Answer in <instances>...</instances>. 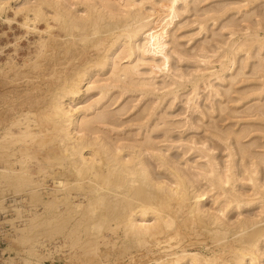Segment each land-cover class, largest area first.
I'll return each instance as SVG.
<instances>
[{
	"label": "bare ground",
	"instance_id": "6f19581e",
	"mask_svg": "<svg viewBox=\"0 0 264 264\" xmlns=\"http://www.w3.org/2000/svg\"><path fill=\"white\" fill-rule=\"evenodd\" d=\"M19 2L21 7H15V14L25 10L26 21L32 22L31 27L36 31L38 22L44 21L48 39L41 44L37 59L30 63L32 76L29 73L26 82H13L18 84L15 88L0 92V194L11 191L15 203L21 193L35 198L47 191L41 184L43 179L39 181L37 177H52L51 199L44 202L49 209V218L44 223L47 227L40 221L39 225L47 229L45 234L50 241L60 234L65 241L71 240V249L73 244L79 245L78 249L82 248L84 253L93 245L92 250H86L87 255L95 249V243L99 244L100 241L93 239L98 233L97 239L106 247L113 246L112 256L117 261L132 257L135 249L148 247L143 256L148 259L142 258V264H256L264 243L262 221L239 222L237 231L231 232L230 224L220 217L227 216L234 207L239 210L254 202L244 201L234 192L233 196L224 198L218 193L217 199L223 198V205L218 212L209 214L203 208L205 194H193V182L178 168L166 163L161 150L152 143V137L139 141L135 149V146L120 143L119 139L114 140L107 130L113 124L114 114L109 105L112 96L117 93L124 96L132 93L129 90H135L133 87L148 86L136 77L134 58L146 50L148 53L159 50L161 21L172 20L176 6L182 2L189 7L191 0H0V16ZM147 3H151V11L146 9ZM243 8H239L237 14L245 12L246 15L250 11ZM51 22L56 23L58 34ZM258 28L255 31H260ZM241 43H232L229 50L236 54L244 47V42ZM247 43L249 49L264 47V40L258 35L250 36ZM209 62L206 61L207 66ZM259 67L264 70L263 64ZM211 74L218 79V75ZM2 84L4 87L7 82ZM146 92L150 94L151 90ZM91 94L97 97L82 105ZM235 136L240 138V134ZM242 150L243 156H247ZM146 152L170 171L173 183L153 180L144 158ZM216 174L208 177V184L218 192L223 191L225 183L237 182L234 172L226 180L221 173ZM261 195L262 200L264 195ZM76 198L79 199L76 201ZM80 209H83L82 214ZM36 223L34 230L39 228ZM81 228L85 233L93 232L94 228L98 231L91 234L96 242L90 247L87 237V241L83 238L86 244L81 242ZM107 235L110 243L106 242L109 237L104 241ZM186 239L196 244L210 242L211 247L208 248L207 243L205 246L211 257L189 253L183 243ZM119 241L131 244L127 243L128 247L122 249L123 243L117 246ZM174 241L176 245L172 244ZM98 246L97 252L100 251ZM92 255L95 257L93 252ZM130 260L135 261V258Z\"/></svg>",
	"mask_w": 264,
	"mask_h": 264
},
{
	"label": "rangeland",
	"instance_id": "374dc122",
	"mask_svg": "<svg viewBox=\"0 0 264 264\" xmlns=\"http://www.w3.org/2000/svg\"><path fill=\"white\" fill-rule=\"evenodd\" d=\"M20 3L14 4L13 10L9 9L4 16L3 14L0 16V92L1 89L5 92L8 88L10 90L15 88L18 84L13 82H26L29 73L32 72L30 63L33 64L37 59L41 44L48 39L44 21L38 22L36 31L31 27L32 22L26 21L25 10L18 15L15 14L14 10L21 7ZM243 7L249 8L252 12V15L250 11L248 12L251 18L248 13L246 14L248 18H245V12L237 14V10ZM146 9L151 11V3H147ZM258 13L263 16L260 17ZM254 14L256 17H252ZM51 24L54 26L56 23ZM55 27L56 25L53 28L54 32L58 34L59 31ZM257 28L260 31H255ZM245 29H251L252 33ZM252 34L264 40V0H191L189 7L181 2L176 6L172 20L161 21L158 35L162 37V44L159 45V50L156 53H148L146 50L134 58L136 77L148 86L133 87L135 90H129L132 93L124 96L117 93L112 96L109 103L110 111L114 114L113 124L107 128L111 131V137L114 140L119 139L120 143L125 145L135 146V149L138 148L139 141L152 137V143L154 142L153 144L161 150L167 159L166 163L172 165V168L174 166L175 169L178 168L193 182L194 185L190 184L191 191L195 189L193 194L199 192L205 194L203 208L207 213L218 212L223 205L224 196H233L234 193L239 194L244 201L254 202L249 206L244 205L239 210L237 207L230 209L225 217L220 215L224 222L230 224L231 232L237 231L238 223L245 220L262 221L260 223L264 226V197L262 200L260 198L261 193L264 195V70L263 67H259L262 64L264 66V47L249 49L250 44L247 41ZM234 42L239 44L246 42L248 45L243 43L244 47L241 46L235 54L234 50H229ZM206 61H210L211 65L207 66ZM211 72L218 75V79L212 77ZM2 82H7V85L2 87ZM146 90H151V93H147ZM92 97L96 98L97 95L87 96L82 105L91 103ZM236 134H240V138L237 139ZM242 149L246 151L247 156H243ZM145 156L154 181L173 183L170 171H166L160 163L158 164L156 158L150 157V152H146ZM217 172L221 173L225 180L234 172L237 182L231 183L235 187L229 182L230 184L225 183L222 185L224 187L221 186L224 188L223 191L214 190L215 188L208 184V177H215ZM45 177H37L39 181L43 179L41 184L47 190L43 191V195L41 190V195L38 196H42L40 200L38 197L21 193L17 195L19 203H15L16 198L11 191L8 194L1 192L0 203L3 206L0 210L4 211H0V264L143 263L141 259L149 250L148 247L133 251L132 257L135 261L130 260L131 255L125 256V260L121 258L123 261H117L112 256L113 246L109 244L108 248L102 240L97 239L96 228L93 232L92 230L87 232L85 229L86 233L82 228L79 230V234H82L80 235L82 243L86 244L88 238V247L96 242H93V239L100 241L99 244H94L96 246L94 248L99 250L97 246L100 245L101 247H98L104 254L94 249L92 252L95 257L91 256L92 252L86 254V250H92L93 245L83 253L82 248L78 249L79 245L76 247L73 244L71 249L72 241H65L62 234L61 237L57 235V238L50 241L51 238L47 237L46 228L43 227L49 218V209L44 202L51 199L49 194L54 184L52 177L49 175ZM202 177L206 179L203 180ZM218 193L223 198L217 199ZM77 199L79 198H76V201ZM255 199L259 200L254 201ZM79 211L80 214L83 213V209ZM32 216L34 217L29 220L33 221L35 216L38 217L37 220L35 219L33 223L27 222ZM35 223L39 227L36 230L33 229ZM39 224L43 226L40 227ZM95 233L97 236H93L92 239L91 234ZM119 233L122 237V233ZM109 235L104 236V241ZM110 237L106 242L110 243ZM186 240L180 243L185 244L189 253L211 257L210 250L205 246L207 243L208 248L211 247L210 242L205 240L206 243L203 244L204 241H198L200 243L197 245L195 241ZM174 242L172 244L176 245ZM118 243L117 246L120 247L123 242ZM127 243L131 244L123 243L125 247L121 248L128 247ZM73 248L78 250L75 251ZM178 251L181 253L182 249ZM78 253L85 256L80 255L81 257L77 258ZM96 253L99 255L97 258ZM257 257L259 259H256V264H264V243ZM143 259L147 260L148 256Z\"/></svg>",
	"mask_w": 264,
	"mask_h": 264
}]
</instances>
